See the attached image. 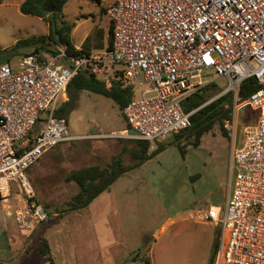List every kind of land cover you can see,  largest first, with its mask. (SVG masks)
I'll return each mask as SVG.
<instances>
[{
  "label": "built area",
  "instance_id": "built-area-1",
  "mask_svg": "<svg viewBox=\"0 0 264 264\" xmlns=\"http://www.w3.org/2000/svg\"><path fill=\"white\" fill-rule=\"evenodd\" d=\"M99 1L114 27L110 48L73 55L58 47L56 54L37 50L0 63L5 214L28 234L50 219L26 171L77 137L69 134L67 117L56 111L78 72L130 86L133 96L122 109L127 129L110 136L154 143L192 126L198 108L185 111L183 101L209 85L213 78L205 71H213L227 79L215 98L232 93L229 134L240 109L255 110L257 118L243 127L241 145L230 152L225 205L190 217L219 227L213 264H264V0ZM250 77L258 87L240 99V85Z\"/></svg>",
  "mask_w": 264,
  "mask_h": 264
},
{
  "label": "rangeland",
  "instance_id": "rangeland-1",
  "mask_svg": "<svg viewBox=\"0 0 264 264\" xmlns=\"http://www.w3.org/2000/svg\"><path fill=\"white\" fill-rule=\"evenodd\" d=\"M22 1L0 0V63L14 61L29 50L28 47H15L18 40L48 32L44 18L20 11ZM102 7L92 0H67L61 14L57 15L58 25L63 21L73 25L71 38L77 49L83 42L89 48L87 51L107 47L110 20ZM205 72L208 78H213L201 91L208 102L223 91L227 79L215 77L213 71ZM64 97L66 101L67 92L65 96L60 95L59 105ZM188 98L183 101V107L190 100ZM72 101L74 108L66 117L69 134L77 137L60 143L26 171L35 199L55 216L41 226L43 230L37 233L34 229L28 234L5 214L0 200V247L5 246L3 229L10 230L15 241H27V252L31 253L37 252L39 243L46 241L45 228L59 220L62 235L69 237L77 230L88 232L91 222L100 226L107 218L113 226L108 239L111 259H116L117 264H121L122 259L131 262L133 256L148 254L154 239L163 264H209L219 227L211 222L196 221L190 214L197 210L207 211L210 206L225 205L229 192L230 152L241 145L243 127L255 121V114L248 108L240 109L235 114L231 135V107V118L223 121L228 135H223L220 122L216 121L203 134L198 146L191 144L193 137L189 130L161 142H150L154 148L148 149L147 159L117 177L94 199L89 210L81 208L80 213H75L78 210H70L69 202L79 188L75 181L66 179L69 173L89 165L107 168L115 157H119L123 165L130 166L139 162L141 155L135 159L131 156L132 151L140 150L136 141L110 136V133L127 129L122 110L111 98L81 90L72 91ZM158 146L161 148L155 150ZM179 146L185 149L184 154ZM17 199L13 191L12 200L16 203ZM169 219L173 220L168 222ZM59 253L55 241L51 254L54 260L61 262Z\"/></svg>",
  "mask_w": 264,
  "mask_h": 264
},
{
  "label": "trees",
  "instance_id": "trees-1",
  "mask_svg": "<svg viewBox=\"0 0 264 264\" xmlns=\"http://www.w3.org/2000/svg\"><path fill=\"white\" fill-rule=\"evenodd\" d=\"M100 2L99 0H92ZM67 0H23L20 3V11L24 14H31L44 18L48 23V32L45 35L34 36L30 38L20 39L15 43V47H28V51L34 49L46 50L50 54H56L58 47H63L68 54L77 55L81 52L87 51L89 48L86 43H82L81 48L78 50L75 48V44L71 38L72 26L65 21L58 25L56 22L57 15L61 14L62 8ZM104 11V8L102 7ZM108 29V44L107 48L112 46L113 24L109 21ZM50 46H53L51 48ZM206 85L205 87H208ZM203 87V88H205ZM258 87L254 77H250L243 81L240 85L238 96L240 99H245L251 92ZM203 88L193 93L188 99V102L184 105L185 111H190L194 108H198L191 115L192 126L185 129L189 130L190 136L193 137L192 145L198 146L201 141V137L204 133L208 132L216 121L220 122L221 131L224 136L228 135L227 129L224 127V119L231 118V102L232 93H226L218 98L204 104L206 99H203L201 91ZM89 90L92 92L100 93L106 97L111 98L117 106L122 110L123 107L131 100L133 92L130 86L122 87L120 83L112 81L110 84L106 81L95 78L92 74L85 71L78 72L70 81L67 86L68 99L64 101L57 109L56 113L60 116H67L74 108L72 101V91ZM204 104V105H203ZM226 104H229L226 107ZM255 114V120L257 118V112L249 107H246ZM251 113V114H252ZM255 122V121H254ZM249 124V123H248ZM247 125V124H245ZM244 125V126H245ZM182 132L175 134L180 136ZM140 150H134L131 153L132 158H136L141 155V160L137 163H133L130 166L122 164L119 157L113 158V161L107 166V168H101L98 165H89L69 173L66 179L73 180L78 185V192L72 197L69 202L70 210H80L86 207L95 197L100 193L107 190L110 185L127 170L132 169L140 165L143 160L148 158V149L150 146L149 141L137 140ZM182 149V154L185 153V149ZM161 147H156L155 150H159ZM217 239L213 242L210 263L213 264L216 249ZM39 251L46 257L49 264H56L53 255L51 254L49 244L46 241L39 243ZM145 264H151L147 259H144Z\"/></svg>",
  "mask_w": 264,
  "mask_h": 264
},
{
  "label": "crops",
  "instance_id": "crops-1",
  "mask_svg": "<svg viewBox=\"0 0 264 264\" xmlns=\"http://www.w3.org/2000/svg\"><path fill=\"white\" fill-rule=\"evenodd\" d=\"M75 47H77V45H75ZM131 140L137 142L136 139ZM153 148L152 145L149 146V150ZM94 199L84 207V209L87 210L88 208L89 210ZM80 212V210L75 211V213ZM54 216L55 214H50V219H53ZM61 220H63V218ZM172 220L173 219H169L168 222ZM59 221L45 228L43 233L51 252L54 242L57 241V247L60 252L59 259L61 262L55 259L56 264H117L116 259H111V241H108V239L112 236L113 226L111 225V221L107 218L102 221L100 226L97 225L99 229H96L97 226H94L90 221L91 228L88 232L77 230L74 231V233H70L69 237L67 235H62L63 230L60 225H58ZM42 225L44 226V223L35 228L37 233L44 229V227H41ZM2 234L5 237V246L0 247V264H49L46 257L39 249L37 252L28 253V245L26 246L27 241H15L10 230L3 229ZM70 237L71 242H69ZM156 246L157 241L154 239L148 248V254H138L136 257L133 256L131 262L128 261V259H122L121 264H145L144 259H147L151 264H163V262H160L161 259Z\"/></svg>",
  "mask_w": 264,
  "mask_h": 264
},
{
  "label": "water",
  "instance_id": "water-1",
  "mask_svg": "<svg viewBox=\"0 0 264 264\" xmlns=\"http://www.w3.org/2000/svg\"><path fill=\"white\" fill-rule=\"evenodd\" d=\"M37 52V50L36 49H34V50H32V51H29V52H26V53H24V55H27V54H35ZM208 102H210V101H208ZM207 102V103H208ZM204 104H206V103H204ZM203 104V105H204Z\"/></svg>",
  "mask_w": 264,
  "mask_h": 264
}]
</instances>
